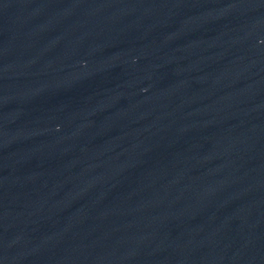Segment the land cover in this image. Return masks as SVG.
Wrapping results in <instances>:
<instances>
[{
    "label": "water",
    "instance_id": "water-1",
    "mask_svg": "<svg viewBox=\"0 0 264 264\" xmlns=\"http://www.w3.org/2000/svg\"><path fill=\"white\" fill-rule=\"evenodd\" d=\"M0 160L264 194V0H0Z\"/></svg>",
    "mask_w": 264,
    "mask_h": 264
}]
</instances>
